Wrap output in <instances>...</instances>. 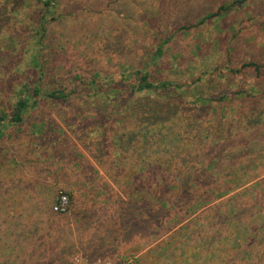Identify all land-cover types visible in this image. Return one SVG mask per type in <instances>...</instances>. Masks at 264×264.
<instances>
[{
	"label": "rangeland",
	"instance_id": "obj_1",
	"mask_svg": "<svg viewBox=\"0 0 264 264\" xmlns=\"http://www.w3.org/2000/svg\"><path fill=\"white\" fill-rule=\"evenodd\" d=\"M55 1L54 20L47 25L42 48V53H51L46 61H52L49 69L61 75L77 73L82 68L83 71L99 69L118 76V81L121 67L131 62L145 63L163 43V55L154 76L182 85L188 92L185 98L188 103L183 109L187 119L173 128V133L178 134L184 130L180 132L184 141L177 152L190 150L196 142L193 137L197 140L200 136L199 158L193 163L187 161L186 168L197 164L192 170H202L199 176L207 171L224 172L225 178L218 182L220 193L231 187L228 181L241 178L240 172H264V0ZM30 2L39 4L38 0ZM37 18L32 21L35 23ZM25 29L21 37L32 38L34 34L28 32L27 26ZM6 33L5 29L3 34ZM198 96L213 98L214 110L208 108L206 101L196 103L203 104L196 109L194 102ZM132 103L140 104V101L132 98ZM124 112L127 110L114 107L106 111L103 105L83 97L62 105L44 102L34 111L31 120L55 118L80 151L84 150L82 143L86 140L87 150L96 153L114 147L115 134L124 135L122 139L127 141L128 149H119L118 165L108 164L114 180L100 167L108 183L98 180V174L91 177L88 202L83 189L74 190L70 175L62 173L59 180L62 185L56 187L54 199L60 191L69 194V215L55 214L44 226L42 222L35 225L24 219L22 211L19 216L17 209L10 208L6 211L8 215L0 212V264H74L76 259L87 263L107 259L127 264H199L207 255L211 256L209 263L214 264L220 262L226 250L234 258L233 264L241 261L264 264V245L250 243L251 231L264 230V176L252 182L260 184L245 186H250V190L237 199L232 196L245 187L235 188L227 195L223 193V198L203 209L215 207V215L196 212L192 216L197 218L194 236H188L186 228L174 235L175 222L181 220V225L187 224L188 209L199 206L183 187L178 196L174 193L169 198V191L178 186L173 167L181 170L185 163L182 158H175L174 164L164 162L160 155L168 156V153L161 152V148L169 142L156 137L155 142L145 146V141L136 135L138 119L134 115L126 117ZM63 119L75 126L72 128L75 131L68 130ZM79 130L88 136L80 139L84 135ZM75 133L79 139L74 137ZM203 133L209 137L201 139ZM195 155L192 153L190 159ZM7 157L2 151L0 186L6 187L10 179L28 180L27 174L21 175L23 169L15 175L9 173ZM60 159L69 162V155H61ZM64 165L66 169L70 164ZM167 166H172V170L165 183L159 173ZM8 175L10 179L5 181ZM166 184L171 188L164 191L165 204L154 205L153 211L148 209L146 205L162 193L159 188ZM98 185H112L115 189L105 188L100 193ZM171 200L175 207H171ZM12 227L17 230L14 236ZM210 237L213 243L207 247ZM85 250L86 257L82 255ZM58 253L60 258L56 261L53 255Z\"/></svg>",
	"mask_w": 264,
	"mask_h": 264
},
{
	"label": "trees",
	"instance_id": "obj_2",
	"mask_svg": "<svg viewBox=\"0 0 264 264\" xmlns=\"http://www.w3.org/2000/svg\"><path fill=\"white\" fill-rule=\"evenodd\" d=\"M38 2V5H34L30 0H0V139L2 141L0 154L4 151L5 155L8 156L6 167L9 173L15 175L18 170L23 169V171L21 170L22 175V172H25V167L41 166V164H43V169L51 171L47 166L49 164L54 165L64 162L60 159V156L65 154L69 155V162H64V164L67 165L77 161L86 170V168H91L88 163L89 160L85 155L86 153L111 179L113 175L108 164L115 163L118 165L120 159L116 158L118 157L116 154L119 153V149L125 150V147L128 149L127 141L122 139L124 135L115 134L116 136L112 140L114 147L111 146L106 150L100 146L103 150L99 153L87 150L86 145L88 140L82 143L84 150L80 151L73 144L72 140L69 139L68 132L60 126L55 118L44 117L38 118L35 121L31 120V118L34 119V111L44 102L52 105H62L69 103L71 99L83 97L86 101L93 99L98 104L103 105L106 111H109L110 107L123 108L124 111L127 110V112L123 113L124 116L131 117L134 115L140 124L136 135L142 141H145V146H149L155 142L154 139L156 137H159L161 142L168 141V146L161 148V152L168 153V156L164 154L160 155L164 162L174 164L175 158L183 159V163H185L184 167H182L183 169L178 170L177 167H173L172 174H176V185L178 186L169 191V198L171 199L174 193H177L178 196L183 187L190 191V195L195 198L194 203H199V206H192L188 209V219L190 220L186 222L187 224L181 225L183 223L181 220L175 222L172 226L174 235L186 228L188 229V236H194L197 233V229L193 226L197 218L192 216L196 212L201 211V214L203 213L204 215H215V207L204 211L203 209L215 201H219L235 188V190H239L249 184L250 186L254 183L260 184L258 181L252 182L264 176V172L258 174L253 172L242 174L240 172L238 173V177L241 178H237L234 181L236 184L232 185L234 182L228 181V185L231 187L220 193L218 191L220 188L218 182L225 178L224 172L212 173L207 171L199 176L202 170L200 172L192 170L193 167H197V164L186 168L187 161L193 163L199 158L198 140H200V136L197 140H195V136L193 137V141L196 142L191 144L190 150L185 151L183 154L177 152V149L184 141V136L181 135V133H184V130H180L181 133L179 132L182 140L177 146V141L180 137L178 132L175 131L173 133V128L181 120L186 121L187 119L184 117L186 113L183 109H185V105L188 103L185 99L188 92L186 87L182 85L154 76V72L159 66L157 63L163 55V43L156 48L150 60L146 58L145 63L131 62L129 66L121 67L119 70L121 76L119 75L118 81L116 80L118 76L99 69L83 71L85 68H82L77 73L71 72L64 75L54 73L48 67L52 61L46 62L51 53L49 51L42 53V48L44 39L47 37V25L50 21L54 20V11L57 5L55 0H38ZM35 16L38 18L34 23L32 20L33 18L35 19ZM26 26L29 28L28 32L34 34L32 38L29 37L30 35L28 37L25 36V38L21 37V32L27 31L25 29ZM5 29L7 33L3 34ZM32 39L33 42H30ZM132 98L139 99L140 104H130ZM196 99L194 102L196 109H200L203 105L197 106L196 103H203L205 101L209 102L208 108L214 110L216 107L213 106V98L211 97L203 98L198 96ZM85 103L88 104L89 102ZM161 108H165L166 110L161 111ZM63 121H65L63 124L68 126V130L71 132L75 131L72 129L75 126L69 124L68 120L63 119ZM29 123L36 125L37 128H32ZM98 125L100 126V123ZM78 133L84 135L80 139L88 136L87 133H83L80 130ZM74 137L79 139L76 133ZM208 137V135L203 133L201 139ZM69 146L72 150H70ZM141 150L143 152V149ZM192 153H196V155L190 159ZM209 167H212V165L210 164ZM171 170L172 166H167V168L159 173L163 182L167 183V177ZM50 175H53V173L51 172ZM227 177L230 176L227 175ZM8 178L10 179L9 175L5 181H8ZM114 179L112 177L111 180ZM24 181L23 177L21 179H10L9 183H6V187L4 185L0 186V212L5 211L6 213L13 205H17V202L22 197L20 196L21 190H17L16 187L20 186ZM250 186L235 193L232 198L237 199L241 194H244L243 192H248ZM165 187H167V184ZM164 188H159V191L162 193L159 196L157 195V198L153 197L158 199V201L153 199L149 202L150 204L146 205V207L149 206L148 209H152L153 211L154 205L159 203L165 204L162 198L171 187L168 186L165 190ZM64 193L69 196L66 191ZM141 206L139 204L140 210H143ZM172 206L175 207L173 200H171ZM234 206L238 208L237 204H234ZM201 214L198 216L199 218ZM234 215H236V212H234ZM230 219L232 218L230 217ZM255 240L257 243H255ZM252 242L254 243L253 246L264 245V230L251 231L250 243ZM212 243L213 238L210 237L207 247L212 245ZM251 248L250 252H253ZM227 252L228 250L221 257L220 262L214 264H233L234 258L230 254H227ZM207 257L202 258L199 264H210L209 260L211 256L207 255ZM260 257L258 256V258ZM239 264H243V261Z\"/></svg>",
	"mask_w": 264,
	"mask_h": 264
},
{
	"label": "crops",
	"instance_id": "obj_3",
	"mask_svg": "<svg viewBox=\"0 0 264 264\" xmlns=\"http://www.w3.org/2000/svg\"><path fill=\"white\" fill-rule=\"evenodd\" d=\"M86 157L89 160V164L91 168H86L84 170L77 161H74L72 163L67 164L69 166L66 167L65 165L61 164H54V167H50L51 171H48L47 169H43V165L41 166H35V167H25L24 174L28 175V180H25L20 184V186H17V190H21L20 196L22 197L18 202L17 205H13V210H18V215L22 214L19 212H23V218L24 219H30L32 223L35 225L36 222L40 223L42 222L44 226H46L47 221L55 214L51 211V206L54 202L55 197V191L56 187L58 185H62V182H60V176H62V173H67L70 175V178L72 180L74 190H80L82 188V192L86 195V202H88V197L90 196L92 192V184L89 183L91 180V177L97 176L98 174V180H101L104 183H108L106 180L107 178L104 176L103 172L100 170L99 166L85 153ZM53 173V175H50V173ZM98 172V173H97ZM56 176H59V178H56ZM52 179V180H51ZM110 184V183H109ZM94 189L95 184L93 185ZM114 188L112 185H109L107 187L98 185V188H100V193L103 192V190ZM115 189V188H114ZM88 205V204H85ZM67 213L66 215H69ZM49 223V222H48ZM88 220L86 219L85 228L88 227ZM14 226L15 222H14ZM37 228V227H36ZM15 227H12L10 229L14 230L11 232L12 236H14L17 232L15 231ZM32 234V233H31ZM33 236V235H32ZM41 236H45V233ZM17 248V246H16ZM60 251V250H59ZM88 253L85 251H82V255L86 257ZM57 260L60 258V253L53 255ZM83 261V260H82ZM61 262V261H59ZM56 264V263H54Z\"/></svg>",
	"mask_w": 264,
	"mask_h": 264
},
{
	"label": "built area",
	"instance_id": "obj_4",
	"mask_svg": "<svg viewBox=\"0 0 264 264\" xmlns=\"http://www.w3.org/2000/svg\"><path fill=\"white\" fill-rule=\"evenodd\" d=\"M70 204H71L70 197L64 192L60 191L58 192L56 200L52 206V212L54 214L65 215L70 210ZM74 264H127V263L126 262L113 263L111 260H107V259H98L95 262L87 263V262H83L82 260L76 259Z\"/></svg>",
	"mask_w": 264,
	"mask_h": 264
}]
</instances>
